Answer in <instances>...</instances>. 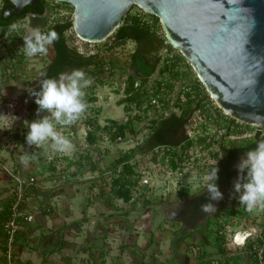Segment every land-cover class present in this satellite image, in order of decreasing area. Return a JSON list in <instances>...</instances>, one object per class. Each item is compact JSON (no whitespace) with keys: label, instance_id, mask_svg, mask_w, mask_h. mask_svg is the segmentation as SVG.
<instances>
[{"label":"rangeland","instance_id":"1","mask_svg":"<svg viewBox=\"0 0 264 264\" xmlns=\"http://www.w3.org/2000/svg\"><path fill=\"white\" fill-rule=\"evenodd\" d=\"M60 9L65 11V13L68 11H70L71 13V4L70 3L61 4ZM140 9L141 8H139L138 6L132 5L130 9L127 11V14L131 15L132 13L138 12ZM66 35H67V39L69 43H71V45L72 44L75 45L78 51L81 53H85L86 55H88V54L93 53L95 50L99 51L100 54L102 56L104 55L106 58V60L103 59V63L106 64L109 61L108 65H110L112 69L111 70L110 68L106 69L105 73L107 75L106 76L107 79L105 83H101L98 80V77L95 75L88 76L92 79L93 83L91 84L89 88L85 90L86 95H87L85 99H87L88 96H91V95L95 97L92 101L89 102L92 105L93 109L88 108L86 113L82 116V118L79 121H77L74 125L68 128H58V130L61 131L64 136L69 138L72 144L74 145V152L72 153L70 157L73 158L74 160H77L78 158L82 159V161L80 160L79 163L78 161H75L74 163H71L70 166L67 167L66 171H68L67 173L69 174L70 183L68 184V180L62 183L59 182L61 184L55 187V188H58L59 190L64 188L65 191L62 190L58 192L57 194H55V192H57L55 191L56 189L55 190L53 189L50 191L54 195V198H55L54 202L56 203L58 201L56 205L59 204L58 208L62 209V213H64L62 217L66 218V220L69 221L70 223V219L80 216V212L82 210L84 200L87 197L89 198L90 194H93V196L95 195L98 196L97 199L98 200L100 199L99 201L101 202L99 205H101L103 208H106V203L107 205L111 203L112 206L113 205H117L120 207L132 206V209L135 208L140 213L150 208L151 209L150 212L153 213L155 210H159L160 208L164 206L162 205V203H166L165 204L166 207H169L170 209L173 208L170 206L168 202H174L175 200L173 199L176 197L174 195H170V196L167 195V197H164V196L168 190L177 192V187L180 184L184 185L185 182H188L189 186L191 187V190L193 189V191L195 190L199 191L200 189L197 188V185L201 180H203V176H204L203 173L201 174V176H199L200 167L199 168L197 167L196 168L197 170L188 169L191 167L190 162H188L187 163L188 166L185 167L183 169V172L180 174L179 173L180 170L178 169L172 170L170 167H168V165H166L167 163L166 161L162 159H158L156 169L153 170V166H152L153 163L150 160V157L152 154L149 151L143 152L142 149H144L145 146L142 144L141 146H138L137 152L134 153L133 158H131L130 161L137 162L135 169L137 172H139L138 173L139 176L141 175L142 177L149 176L154 183L153 187H148L146 189L147 194L149 195L148 201L144 202L141 196L139 197L137 196L136 191H132L133 195L130 201L123 200L121 196L113 195L112 190L111 189L109 190L110 186H109L108 180H110L109 177L112 174H114V172L105 170V168L113 165L115 162V159L122 152L130 150V147H132L133 143L141 142V139L144 138V135L149 131V128L147 127V123L150 120L146 118V116L153 115V113L155 112L154 110L152 114H148L145 112L141 113L140 118L136 120L134 116L135 106L132 105L131 111L128 112L126 111V108L124 106L125 102L122 101V99H124V93H123V85L121 83L126 77L127 70H129V67L127 65L128 57H129V54L135 48L136 43L132 40H125L122 43H117L116 45L112 46L114 44V39H112L113 37L112 33L106 39L102 41L88 42V41L79 39V37L76 36L75 33L73 32L72 28L66 31ZM107 43H108V46H105ZM109 43L112 47H109ZM155 44H156L157 50L155 53L151 51L148 52L147 55L149 58H151V56L152 58L154 56H158V57L163 56V54H160L161 52H163L161 44H158V43H155ZM50 55L48 54L45 57L43 56L41 59L32 60V62H29L28 65H26L25 70L23 69L24 71L21 70V73H17L14 75L12 83L5 84L7 86L5 87L6 93L9 96V98L15 99L11 91H16V90L25 91L27 89H30L36 86V83H38L40 76L38 77L37 75H32L30 69H40L44 67L45 65L43 64H46L45 62H47V60L50 58ZM110 61H112L113 63L110 64ZM160 64L161 63H159L158 65ZM179 66L180 67H178V69L182 71L179 72L180 75L176 79L179 80L180 78H183V79H186L187 82L194 81V75L192 74V71H191L192 68L186 65V63L183 60H181ZM153 74L157 75L156 77L160 76V74L157 73V70H155ZM180 81L182 80L180 79ZM147 85H145L144 87H146ZM193 87L194 86H192V88ZM91 92L93 94L89 95V93ZM173 93L175 96L177 93V88H175V91H173ZM17 101L19 102L18 109H19L20 114L23 108H25L28 104L31 105L33 103L32 99L29 97L17 99ZM210 104L214 107V104L212 102H210ZM179 108L180 107H177V104L175 103L173 105H169L168 109L166 108L167 110L165 109H162V110L167 111L166 113H169L171 110H175L179 112L180 111ZM214 109L215 108H213L212 111L213 113H216V110ZM152 110L153 109L151 108L150 111ZM156 111H157L156 114L159 117L160 111L158 110ZM200 112L201 110H199L198 108H194L190 112L191 115H189V123L187 124V128H188L187 131L191 133V135L195 134L194 136H198L200 132H203L204 134L205 130H207L205 129V127L202 128L200 124H197L204 117L203 115L200 114ZM126 117L130 118L129 120L133 119L132 121L137 123V125L139 126L138 131L139 130L140 131L138 132V134H136V136H135V133L130 134L129 132H126L122 140L109 141L108 137L104 135L103 139H100V137H98V140L95 139L94 141H92V143H90V145L87 144L85 135H86V131L88 128H91L92 130H94V133L97 132L96 136H99L100 130H101L100 127L102 124H105L106 121L108 122L109 119H112V118L117 119L118 121H123ZM88 119L90 120L93 119V122L91 124H87ZM210 123L213 124V122H210ZM194 127L195 129L198 128L197 132L191 131ZM208 130H209V134L212 133L210 129ZM207 136L208 134L205 137ZM205 141L209 143L208 145L212 144V140L210 141L206 139ZM6 142H8V139H6L5 136H0V147L3 145L5 149L4 150L3 148H1V151L3 152L2 153L0 152V154L3 155L4 153L5 156H8L10 153L8 154L6 150ZM197 144L198 143H196L195 146L191 149L193 151L192 156L196 155V157H198L197 155H201L200 158H203V159L199 160V163L206 162L205 164H208L211 161L214 162L215 160H214L213 155L208 153L209 151L213 150L212 149L213 146H210L207 148L208 145L207 146L203 145L199 147ZM96 147H98L99 149L101 148L99 154H98ZM21 148L22 146L20 147V149ZM49 150L47 151V154L42 153L39 158V162H41V164H39L40 170L43 172H46V168L43 166V164H44V161L46 162L48 160L47 156H49L51 153ZM14 151L17 153L20 150L17 147L15 148ZM86 152H88V155H90V158H92V160L96 161V163L98 164V167H100V170L102 168L104 171V173L99 171L98 173L99 175L95 177L96 182L92 181V179L95 180V178H92V177L95 176L96 172L98 171V168L92 171L91 169H88L87 166L83 165V162L86 159L85 157H84L85 159H83V155H86ZM195 152H197L198 154H196ZM22 154L23 153H21L20 156H22ZM58 164H59L58 166L66 167L65 166L66 164H64L62 160ZM33 165L24 164V167L27 170L28 169L33 170L35 168L34 166H36V165L34 166ZM203 168H206V167H203ZM142 171L143 173H141ZM194 179H196V181ZM103 181H106V183L104 184ZM4 185H5V181L3 177H0V199L1 200L3 198H6L8 195V192L6 191L7 188ZM102 190H103V193H100V194H103V195L100 198L99 192ZM139 190L141 191V188H139ZM180 197L181 196H178V198ZM48 200L50 199L48 198ZM212 204L215 206L217 215L219 214L218 213L219 209L221 210V208H218V207H222V210L225 211L223 213L226 214L225 219H230V216L228 217L227 215V209L223 207L221 201H215ZM221 214L222 213L219 214L221 216L219 219H223L224 217V215L222 216ZM156 215L158 217H156ZM41 217H46V216L43 214H38L36 216L35 221L31 223V225L28 224L26 225L25 228H23V230H20L21 232H19L18 234L19 236H18L17 242L12 243V247H11L12 255L9 260L10 263L7 262V258L5 259L3 257L4 254L2 253L0 249V264H87V263L77 262V260L73 261L72 259H70V262H69L67 259L68 253L70 254L69 250L71 247L70 246V225L65 224V226H63V229H61V232H58V233L56 232L55 229H53L50 232H47V227L52 226L50 217H46L45 224L47 227L44 225H37L36 227L33 226L34 224H38V222L40 221L39 218ZM154 217L156 219L160 218V215L157 213V211H156V214H154L153 218ZM169 222L174 223L170 219H169ZM27 226L29 227L27 228ZM161 226L164 229L166 228L165 225H161ZM197 235L198 233L192 234V236L188 238V240H190L192 243L191 246H189L188 244L189 242H188L186 243L188 244V247L186 249L182 247V250H179V251H182L181 252L182 258L184 259V261H187L186 264H193L194 262L197 261V258L199 256L195 252V247L197 248L198 253H199V250L203 249V247L201 246L200 237ZM143 237H144L143 233H140V239H139L140 242H138V245L140 248L138 246H135L132 248L133 252H135L138 256L142 255L143 251L145 253L150 254V251H151L150 248L154 247L153 245L147 248L146 247L147 242L145 243V240ZM44 241H47L49 244L50 243L54 244L52 250L49 249L48 245H46ZM230 245L231 244H229L228 246ZM79 249L82 250L80 246H79ZM161 249L162 250H158V251L155 250L157 253L156 256L157 258H161L160 259L161 262H166V260L163 258V255L164 254L169 255L167 252V249L170 250V247L165 248L164 245H162ZM247 250H248V247H246V249H242L243 254H239L236 252V254L233 255L234 259L237 257L239 258L237 260L240 263L246 264V260H245L246 256L244 255V252H245V254L248 256V259H249L247 260L251 261L252 257L247 252ZM224 251L225 252H222V256L226 257L229 251H227L226 248H224ZM185 254H186V258L185 256H183ZM200 254L202 255L203 253L201 252ZM49 258H51L50 262H48ZM139 264H145V263L142 262Z\"/></svg>","mask_w":264,"mask_h":264},{"label":"built area","instance_id":"2","mask_svg":"<svg viewBox=\"0 0 264 264\" xmlns=\"http://www.w3.org/2000/svg\"><path fill=\"white\" fill-rule=\"evenodd\" d=\"M3 4H4V0H0V11L3 7ZM61 4H66V3H64V1L60 2L59 0H47V7L45 10L46 17L40 27L41 31L47 32L49 26L53 25L56 22H63L67 19L72 20V17H73L72 5H71V13L70 11L65 13V11L60 9ZM130 16H136L140 22H144L148 24L153 29L156 28L155 32L157 36L164 37L163 42L161 44L163 52H161L160 54H163V56L167 55L168 59H173V57L177 56L178 50L175 48L168 47V41L166 40L164 36L162 28L158 26L156 27L157 21L155 17L152 16V14L147 13L144 10L140 9L138 12L132 13ZM17 21H26V17L18 18L12 21L10 25ZM121 22H122V19H121ZM8 30H9V27L5 30L4 33L0 35V107L2 105L6 106V112L0 114V136H5L6 139H8V142H6V150L8 154L9 153L10 154L8 156H5L4 153L3 155L0 154V177H3L5 181L4 186L7 188L6 191L8 192V195L4 199L8 200L9 209H10L8 218L2 223V228L7 234V237L5 238L7 246L3 254H4V258L5 259L7 258V262L10 263L9 260L12 255L11 247H12V243L14 242V237L17 231L23 230V228L26 225L34 222L38 214L44 215L46 213L51 212L50 202L44 201L45 199L44 194H47L48 191H51L53 189L54 190L57 189L55 187H57V185H60L62 182L70 180L69 174L67 173L68 171H66L67 167L70 166L71 163H74L77 160L79 162L80 160L82 161V159L78 158L77 160H74L69 155L60 154V153L52 151L51 149L50 150L49 149L47 150L37 149L35 148V146L27 145L25 141V134L27 133L29 129L26 127V124L24 122L25 121L31 122L34 119H39L46 113H40L39 115H37L36 113L37 105L35 104V102H33L31 105L28 104L25 108H23L20 114L19 109H18L19 102L17 101V99L9 98V96L6 93L5 87L7 86L5 84L12 83L14 75L17 73H21V70L23 69L25 70L26 65H28L29 62H32V60L34 59L35 60L41 59L43 56L37 55L31 58L26 57L23 54V51L21 49V46L23 45V40L21 36L24 33L23 32H13L10 35L6 36V33H8ZM79 39L83 40L80 37ZM114 45L116 44H113L112 46ZM105 46H108V45H105ZM112 46L110 45V47ZM51 53H52V46L49 48V51H48L49 55ZM94 53H97L99 56H101L103 59L106 60L105 56L104 55L102 56L99 51L95 50L91 54H94ZM47 55H44V57ZM111 63L113 62L110 61V64ZM108 64H109V61L108 63L106 64L103 63L102 65L103 69L101 71V75H99V78H98V80L101 83L106 82V79H107L106 78L107 75L105 73L106 69H109V68L110 70L112 69V67ZM179 64L180 62H177L174 68L175 70H177L178 67H180ZM180 71L182 70H179L178 75L173 78L170 77V75L166 72L164 74L163 80L166 79L165 81L171 82L172 87L167 88L163 84V82L165 81H162L161 86L158 88L159 90L155 94L153 93L156 87L155 81L160 80L159 79L160 77H156L157 75H154L152 73L149 76V78L145 81V83H143L139 79H136L133 83L134 88L136 90L139 89L140 91L141 90L147 91L148 92L147 95L148 96L150 95V97L148 99L144 98L145 101L143 100V103H139V104H137L136 102L131 103V108L126 109V111L130 112L132 109V105H134L135 106L134 116L137 120L138 118H140L141 113L145 112L148 114H152L153 111L155 110L153 115L146 116V118H148L151 121L153 117H158V115L156 114L157 113L156 110L160 111L159 113L160 116L167 114L166 113L167 111L165 110L168 109L169 105H173L174 101L178 97H180L183 100L187 91H190L191 94L194 95L197 89L193 81L187 82L186 79H183V78H180L182 81H180V79L179 80L176 79L180 75L179 73ZM128 72L129 70H127L126 77L121 83L123 85V93H124V88L127 84L126 78L128 77ZM145 85L147 86L144 87ZM192 86L194 87L192 88ZM175 88H177V93L174 96L173 91H175ZM91 94L93 93L92 92L89 93V95ZM124 96H125V93H124ZM89 97L90 96H88V98L86 99L89 105L88 108L93 109L92 105L89 102L92 101L94 98L89 99ZM212 103L214 104V106H216V103L213 100H212ZM151 108L153 109L152 111H150ZM162 109H165V110H162ZM213 115L218 116V113H213ZM129 119L130 118L126 117L123 121H118L117 119L116 120H117V123H121V122L128 121ZM132 120H131V128H130L132 131H130L129 129H126V132H129L130 134L135 133V136H136V134H138V132L140 131V130L138 131L139 126L137 125V123L133 122ZM150 121L147 123V125H149ZM92 122H93V119L87 120V124H91ZM10 124H11V127L7 128ZM111 124H112L111 119H109L108 122L106 121L105 124H102L100 127L101 130H100L99 136H96L97 132L94 133V130H92L91 128H88L86 131V135H85L87 144L90 145V143H92V141H94L95 139L98 140V137H100V139H103L104 135L108 137L109 141L122 140L124 138V136L122 135H117L116 137L111 136V132H112L111 130L115 129V126L112 125V129L106 128V125H111ZM240 130H241L240 136H245L246 133H255V135H258V137L264 138V125L263 126L252 125V127H241ZM90 133L92 134V137L89 138L88 134ZM205 133L206 134L209 133L208 129L205 130ZM202 134L203 132H200L198 135H202ZM194 135H191L190 137L197 138V136H194ZM210 136L211 135L208 134L206 139L211 141L212 137ZM142 140L143 138L141 139L140 143L138 142L133 143L130 149L136 147V145L141 146ZM195 144L191 145L186 150L188 154H190L189 156L187 155V153L183 154L184 158H182L179 165L177 166L178 170L182 169L181 167H184V168L187 167L188 162H190L191 164L190 166L192 167L193 160L196 158H200L201 155H197L198 157H196V155L192 156L193 151L191 149L195 146ZM201 144L202 143H198L197 145L201 147L202 146ZM21 146L22 148L20 149ZM17 147L19 148L20 151L16 153L14 150ZM1 148L4 149V146L2 145L0 147V152L2 153L3 151H1ZM96 149L99 154L101 148L99 149L98 147H96ZM48 150L51 153L49 156H47L48 160L46 162L44 161L43 166L46 168V172H43L40 170L39 164H41V162H39V158L42 153L47 154ZM21 153H23L22 155L36 153L38 155V159L30 160L28 164L30 165L34 164L37 167L33 165L35 167L33 170H29V169L27 170L24 167V164L20 162L19 158H20ZM195 153L198 154L197 152ZM86 155H88V152H86ZM86 155H83V159L86 158L83 162L84 166H87L89 159L92 160V158H90V155H89V158H87ZM158 159H160V154L157 155L156 159H153L152 157H150V160L153 163L152 164L153 170L156 169ZM61 160L64 162V164H66L65 165L66 167L58 166L59 165L58 163ZM94 162L96 163V161ZM208 164L204 163L205 166ZM96 165L98 166L97 163ZM166 165H168V163H166ZM191 167L188 169H191ZM97 168H98V171L96 172V174L94 173L95 176H93L92 178H95L96 176H98L99 171L104 173L102 168L101 170H100V167H97ZM171 169L173 170L174 168H171ZM92 171H94V169ZM141 173H143V171ZM109 181L110 180H108V182ZM103 183L105 184L106 181H103ZM185 184H189V183L185 182ZM109 186H110V183H109ZM153 186H154V183L149 176H143V177L142 175L139 176L138 182L131 186V198L133 195L132 191H136L137 196L138 197L141 196L143 201L147 198L149 199V195L147 194L146 189L148 187H153ZM139 188H141V191L139 190ZM49 195H52V194L50 193ZM167 195L170 196V195H175V194L173 193V191L168 190L165 193L164 197H167ZM236 195L238 194L234 192L232 193V198H231L232 199L231 202H233L232 206L236 210L243 211L244 214L239 215L235 213H227L228 217L230 216V219H225L226 214H224L223 219H219V222H221L222 225L221 226L219 225L220 229L218 231H219V234L223 236V239H224L223 245L225 246L227 251H229L228 253H230V255H234L236 254V252L243 254L242 249H246V247H248L247 252L251 255L252 260L256 261V264H264V211H260V210H254L253 212L247 211L243 205L238 204ZM227 243L228 245L229 244L231 245L228 246ZM197 251L198 250L195 247V252L197 253ZM210 260H211L210 261L211 264H220L217 256L216 258L213 257Z\"/></svg>","mask_w":264,"mask_h":264},{"label":"trees","instance_id":"3","mask_svg":"<svg viewBox=\"0 0 264 264\" xmlns=\"http://www.w3.org/2000/svg\"><path fill=\"white\" fill-rule=\"evenodd\" d=\"M9 2V0H4V2ZM38 7L36 8L37 13H43L47 7V0H37ZM67 3V2H64ZM68 4V3H67ZM6 4H3V7L0 11V27L2 30L0 35L5 32V30L9 27L10 23L18 18L25 17L27 12H21L15 14L12 18L8 19L2 16L3 8ZM157 21V26L160 27L159 21L157 16L153 15ZM72 27V20L67 19L63 22H56L53 25L49 26L48 31L54 29L59 35L60 39L55 42L52 46V53L50 58L47 60L44 66V72L40 76V78L46 74L47 77L56 78L60 73H64L70 71L72 69H82L86 73L87 76L95 75L99 78V75L103 69V58L99 56L97 53L88 54L81 53L78 51L75 45H71L67 39L66 31ZM156 29V28H155ZM155 29L151 28L148 24L144 22H140L136 16H130L127 13L122 17L121 24L116 27V29L112 32L114 44L122 43L125 40H132L136 43L135 48L129 54L127 65L129 67L128 77L126 78L127 84L124 88V99L125 101V108L130 109L131 103L136 102L137 104L143 103V100L148 99V92L144 90L135 89L133 83L136 79H139L143 83L149 78V76L157 70V73L160 74V80H156V87L153 91L155 94L161 86V82L163 80L164 74L167 72L170 77H176L178 75V71L175 70V66L177 62H181L183 60L186 65L189 67L190 64L186 61L184 56L177 51V56L173 57V59H168L167 55L162 57L154 56L149 58L147 53L148 52H156L157 47L155 43L162 44L164 37H158ZM108 42V41H107ZM108 45V43L106 44ZM110 47V45H109ZM169 48H173L168 43ZM161 63L160 65H158ZM192 74L194 75V85L196 87V92L194 95L191 94L190 91H187L185 94L184 99L182 100L178 97L175 101L178 107H180V111L177 112L175 110H171L169 114L165 115L164 117H153L147 125L149 128V132L143 138L142 143L145 146L142 149L143 152H147L155 147L158 144H165L168 145V148L165 149L164 153L160 155V159L166 161L171 168H175L179 165L182 158H184L183 154L189 156L188 152L186 151L191 145L195 143H202L204 146H207L209 143L206 142V133L202 135H198L197 138H187L186 141H183L181 144V148L178 149L179 142L172 141L170 139V133L176 130V125L183 126L185 120L187 119L188 115L195 107H198L202 112L203 115L206 117L204 123L201 126L208 124V122H215L217 127L223 128L224 132H228L229 134H238L241 130L238 129L241 125L252 127L250 124H245L240 121H237L230 116L226 115L217 105L212 106L210 102L212 99L208 95L207 91L205 90L204 86L201 84L199 79L197 78L193 69H191ZM162 78V79H161ZM163 84L167 88H171V82L165 81ZM36 90L39 89V84L32 87ZM21 95H30L28 89L25 91H20ZM95 98L93 95L89 97V99ZM145 98V99H144ZM174 103V104H175ZM215 108L216 113L219 116L215 117L213 115L212 109ZM111 125H106L107 129H112V125L115 126V129L111 130V136L116 137L117 135L125 136L126 129L132 131L131 128V120L117 123L116 119H111ZM133 129V127H132ZM151 131V132H150ZM224 133L218 134L217 130V138L211 139L212 142L214 140L220 141L221 137ZM88 137H92V134H88ZM261 139L257 135H255L252 139H245L244 137H236V138H229L232 146L227 145L222 148V156L216 162V167H218V179L216 180V184L219 190L224 194L229 187L232 186L234 180L237 178V169L234 166V160L242 153H246L248 150L255 147V140ZM137 147H134L128 151L122 152L116 159L113 165L108 166L105 170L114 172L110 176V189L113 191L115 196H121L123 200L130 201L131 199V186L136 184L139 180V175L135 169L136 161H130L133 157L134 153L137 152ZM212 152V151H210ZM213 153V152H212ZM217 151H215L216 155ZM159 153L154 151L151 155L153 159H156V155ZM89 158V155H86ZM186 156V155H185ZM78 161V160H77ZM79 163V161H78ZM121 165V166H120ZM215 163H212L209 166L211 169ZM98 166L93 160H88L87 168L88 169H95ZM119 167V168H118ZM121 167V168H120ZM103 187V185H102ZM181 197H189L190 200H187L185 203L184 210L182 212L181 219L183 222L181 226H179V230L181 232L185 231L184 226H188L184 234L180 235L181 237L186 235V237H191V232L193 230L199 231V237L201 242L209 243L212 240L217 248L219 249L218 260L220 264H223L219 257L222 259V252L224 251L225 246L223 245V236L219 234V227L222 225L219 222V214L220 210L218 211V215L212 216L207 215L201 212L200 206L205 203H211L212 201L208 198V192L206 189L199 190L198 192H190L188 186L180 187L179 188ZM197 193V194H196ZM148 198L144 200L147 202ZM229 211L232 213H236L239 215H243V211L236 210L234 208H229ZM10 213L9 209V202L7 199H0V249L2 253L6 250V237L7 234L2 228V223L8 218ZM222 213V212H221ZM222 215V214H221ZM247 216V215H246ZM203 220L202 224L199 222ZM227 221V220H226ZM224 223V222H223ZM220 225V226H219ZM217 230V231H216ZM21 231H17L14 237V242H17L18 234ZM203 252V250H202ZM204 253V252H203ZM224 254V253H223ZM197 255L202 257L199 259L201 262L200 264H211V258L207 257L203 258V254H200L197 251ZM4 257V256H3ZM216 258V256H214ZM224 262V261H223ZM252 264H256V261L252 260Z\"/></svg>","mask_w":264,"mask_h":264},{"label":"water","instance_id":"4","mask_svg":"<svg viewBox=\"0 0 264 264\" xmlns=\"http://www.w3.org/2000/svg\"><path fill=\"white\" fill-rule=\"evenodd\" d=\"M9 1L3 17L37 4ZM59 1L72 5V29L88 42L106 39L132 5L157 16L216 105L237 121L264 125V0Z\"/></svg>","mask_w":264,"mask_h":264},{"label":"crops","instance_id":"5","mask_svg":"<svg viewBox=\"0 0 264 264\" xmlns=\"http://www.w3.org/2000/svg\"><path fill=\"white\" fill-rule=\"evenodd\" d=\"M30 71L32 75H37L39 77L42 75L44 67L40 69H30ZM69 181L70 180H68V184L70 183ZM92 181L96 182V179H92ZM62 190L65 191L64 188L61 190L57 188L55 190L57 192H54L57 194ZM49 192L50 191H48L47 194H44V201L50 202L51 212L44 215L46 217H50L52 226H46V217L39 218L40 221L38 224H34L33 226L36 227L37 225H44L47 227V232L55 229L58 233L61 232V229H63L65 224H69L71 246L69 250L70 254L68 253L67 257L69 262L70 259H72L73 261L77 260V262L87 264H139L142 262L145 264L187 263V261H184L182 258V251L179 250H182V247L186 249L188 244L189 246L192 245L191 241L188 240V236H180L182 233L184 234V232H186L189 228L186 225L184 226V232H181L180 230L177 232L179 226L182 224V222H180V216L171 210L173 208L170 209L169 207H166V203H162L164 206L159 210H155L153 213L150 212V208L140 213L135 208L132 209V206H112L111 203L109 205L106 203V208H103L101 205H99L101 202L99 201L100 199H97L98 196H93V194H90V197H87L84 200L80 216L70 219L69 223L66 218L62 217L64 213H62V209L58 208L59 204L56 205L58 201L55 203L54 195L51 192L50 193L52 196L49 195ZM100 193H103V190L99 192V197L101 198L103 194ZM48 198L50 200H48ZM168 203L170 206L174 207L173 203ZM156 211L160 215V218L158 219L155 217L153 218L154 214H156ZM221 212L223 216V212L225 211L221 209L220 213ZM227 213L232 212L227 210ZM156 217L158 216L156 215ZM220 217L221 216L219 215L218 219ZM169 219L174 223L169 222ZM202 222L203 220H201L199 224H202ZM161 225H165L166 228L164 229ZM28 227L29 226H27V228ZM140 233H143L145 243L147 242V248L154 245V247L150 248V254L143 251L142 255L138 256L132 250V248L135 246L139 247L138 242H140ZM196 233H198L197 236H199V231L197 229L193 230L191 235ZM212 241L205 243L201 242L200 240L201 246L203 247L202 250L204 252L203 253L202 250H200V253L202 252L204 254L203 258H211L220 254L219 249L214 243H212ZM44 242L46 245H48L49 249L52 250L54 244H49L47 241ZM162 245H164L165 248L170 247V250L167 249L169 255H163V258L166 260V262H161V258H157L156 256V251L162 250ZM79 246L82 248V250L79 249ZM244 255L246 256V264H252V260L248 261L249 259L245 252ZM183 256L186 258V254ZM200 258L202 257H198L197 261L193 264H200L202 262L199 261ZM219 258L224 261H222L223 264H242L237 260L239 258L236 257L234 259V256L230 255V253H228L226 257H223L224 259L221 257ZM50 259L51 258L48 259V262H50Z\"/></svg>","mask_w":264,"mask_h":264},{"label":"clouds","instance_id":"6","mask_svg":"<svg viewBox=\"0 0 264 264\" xmlns=\"http://www.w3.org/2000/svg\"><path fill=\"white\" fill-rule=\"evenodd\" d=\"M13 32H23L21 49L26 57L44 56L49 48L60 39L54 30L41 31L28 21H17L9 26L7 35ZM39 89H28L37 105L36 113H46L39 119L25 121L29 129L25 134V141L29 146L37 149H51L54 152L71 156L74 145L58 128H68L79 121L86 113L89 105L85 99L86 89L93 83L82 69H72L60 73L56 78L44 74L38 81ZM11 124L7 127L10 128ZM255 133H246L245 139H252ZM20 162L27 165L30 160L38 159L36 153L20 156ZM237 168V178L233 182V192L238 194V204L243 205L249 212L264 211V138L255 140V147L240 157ZM218 167L215 165L203 176L201 189H206L210 201L223 198L216 180ZM199 193V192H198ZM197 194V193H196ZM215 209L212 203L200 206L204 214Z\"/></svg>","mask_w":264,"mask_h":264},{"label":"flooded vegetation","instance_id":"7","mask_svg":"<svg viewBox=\"0 0 264 264\" xmlns=\"http://www.w3.org/2000/svg\"><path fill=\"white\" fill-rule=\"evenodd\" d=\"M4 4H6L5 6H7V5H10L11 4V2L9 1V2H4ZM38 7V1H37V4L35 5V6H32V5H30V4H25L24 5V9L23 10H21L20 12H18V13H21V12H27V14H26V21H28V22H30L32 25H34V26H39V27H41V25H42V23L44 22V19H45V17H46V12L44 11L43 13H37L35 10H36V8ZM18 13H12V14H10L9 16H7L6 18H8V19H10V18H12L15 14H18ZM1 26V25H0ZM0 28H2V27H0ZM71 44V43H70ZM158 54V53H157ZM44 72V71H43ZM39 83H36V85H38ZM11 93L14 95V97H15V99H22V98H26V97H29V98H31L32 99V101L34 102V97L33 96H31V95H25V96H23V95H21V92H20V90H16V91H11ZM31 101V102H32ZM195 108H198V107H195ZM199 109V108H198ZM200 110V109H199ZM167 114H169V113H167ZM167 114H165V115H167ZM200 114L201 115H203V112L201 111L200 112ZM165 115H162V116H159V118L160 117H164ZM189 115H191V113L189 114ZM189 115H188V117H187V119L185 120V123H184V125L183 126H181V125H176V130L174 131V133L173 132H171L170 133V139H172V141H176V142H179V144H178V149H180L181 147V144H182V142L183 141H186V139L187 138H190V136H191V133H189L188 131H187V124L189 123ZM204 116V115H203ZM219 116V115H218ZM215 117H217V116H215ZM206 117L204 116L203 117V119L199 122V123H197V124H200V125H202V123H204V122H206L205 119ZM243 123V122H242ZM215 124V125H214ZM246 124V123H245ZM202 128L204 127V126H201ZM241 127H247V126H244V124L243 125H241L238 129H240ZM249 127V126H248ZM205 128H207V129H210L211 131H212V133H208L209 135H211L210 137H212V139H216L218 136H217V130H218V134H221V133H224L223 135H222V137H221V140L220 141H217V140H214V142H212V144H210V145H208L207 146V148L208 147H210V146H213L212 147V149L213 150H211L213 153H211L210 151L208 152L209 154H212L213 155V157H214V162L213 161H211L208 165H203L204 163H206V162H202V163H199V160H201V159H203V158H196V159H194L193 160V163H192V167H191V170L192 169H196L197 167L199 168L200 167V171H199V176H201V174L203 173V175H205V173L206 172H208L210 169H209V166L212 164V163H215V162H217L218 160H219V158L222 156V148L223 147H225V146H227V145H230V146H232V143L230 142V140H229V138H236V137H245V136H240L241 134H240V132L238 133V134H229L228 132H224V129L223 128H218L217 127V124L215 123V122H213V124L212 123H209L208 122V124L206 123V125H205ZM199 129H201V128H199ZM191 131H194V132H197L198 131V128L197 129H195V127L191 130ZM221 131V132H220ZM149 132V131H148ZM151 132V131H150ZM208 132H209V130H208ZM207 133V132H206ZM147 135V133L144 135V137ZM258 136V135H257ZM260 138V137H259ZM143 144V143H142ZM202 146L204 145V144H201ZM136 146H140V145H136ZM138 148V147H137ZM168 148V145H165V144H158V145H155V147L153 148V149H151V150H149V152L152 154L154 151H157L160 155H162L163 153H164V151H165V149H167ZM215 151H217V153H216V155H215ZM244 155V153H242V154H240L235 160H234V166H235V168H236V164L238 163V161H239V159H240V157L241 156H243ZM157 156V155H156ZM168 167H170L169 166V164H168ZM203 167H206V168H203ZM182 169H179L180 171H179V173L181 174L182 172H183V169H184V167H181ZM178 169V167L176 166L173 170H177ZM237 169V168H236ZM197 170V169H196ZM207 170V171H206ZM198 173V172H197ZM196 175V174H195ZM195 181H196V179H194ZM236 180V179H235ZM234 180V181H235ZM202 182H203V180H201L199 183H198V185H197V188L198 189H200V190H202L201 189V186H202ZM180 183H181V181H180ZM184 186H188L189 187V191L190 192H198L197 190H195V191H193V189L191 190V187L189 186V184H184V185H178V187H177V192L176 191H173V193L175 194L174 196L176 197V198H174L173 200H175L174 202H171V203H173V209H172V211H174V213L175 214H179L178 216H180L179 218L181 219V216H182V212H183V210H184V207H185V203H186V201L187 200H190V198L189 197H180V198H178V196H181V193H180V190H179V188L180 187H184ZM232 193H233V184H232V186L231 187H229V189L228 190H226L225 191V193L223 194V198L222 199H220V200H218V201H221L222 202V205H223V207L225 208V209H227V210H229V208L231 209V208H234L233 206H232V203L233 202H231L232 201ZM230 199V200H229ZM215 201H212L211 203H214ZM174 204H176V205H174ZM172 207V206H171ZM218 208H221L222 209V207H218ZM207 215H212V216H216L217 214H216V209H214L211 213H209V214H207ZM182 220V221H181ZM180 220V222H183V219H181Z\"/></svg>","mask_w":264,"mask_h":264}]
</instances>
